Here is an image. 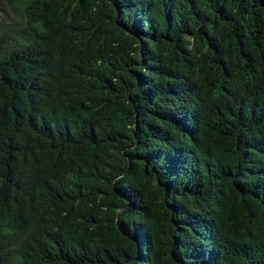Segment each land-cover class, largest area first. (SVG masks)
I'll use <instances>...</instances> for the list:
<instances>
[{"label": "trees", "instance_id": "1", "mask_svg": "<svg viewBox=\"0 0 264 264\" xmlns=\"http://www.w3.org/2000/svg\"><path fill=\"white\" fill-rule=\"evenodd\" d=\"M0 264H264V0H3Z\"/></svg>", "mask_w": 264, "mask_h": 264}, {"label": "rangeland", "instance_id": "2", "mask_svg": "<svg viewBox=\"0 0 264 264\" xmlns=\"http://www.w3.org/2000/svg\"><path fill=\"white\" fill-rule=\"evenodd\" d=\"M14 23L11 12L5 6L3 0H0V33L11 29Z\"/></svg>", "mask_w": 264, "mask_h": 264}]
</instances>
